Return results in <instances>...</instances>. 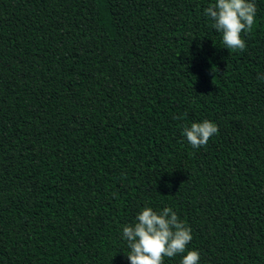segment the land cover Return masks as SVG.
I'll return each instance as SVG.
<instances>
[{
  "label": "trees",
  "instance_id": "1",
  "mask_svg": "<svg viewBox=\"0 0 264 264\" xmlns=\"http://www.w3.org/2000/svg\"><path fill=\"white\" fill-rule=\"evenodd\" d=\"M214 2L0 0V264H129L144 207L200 264H264V0L244 51Z\"/></svg>",
  "mask_w": 264,
  "mask_h": 264
},
{
  "label": "clouds",
  "instance_id": "2",
  "mask_svg": "<svg viewBox=\"0 0 264 264\" xmlns=\"http://www.w3.org/2000/svg\"><path fill=\"white\" fill-rule=\"evenodd\" d=\"M204 14L213 21L211 26L222 34V43L227 49L246 50L242 33L249 34L256 22L254 0H215ZM258 79L264 80V75H258ZM218 130V125L205 119L185 126L182 135L192 148L198 149L206 146ZM122 238L130 249L126 255L129 264H164L165 257L181 254H184L181 264H200V253L187 249L193 239L191 227L171 207H164L162 211L144 207L134 225L123 227Z\"/></svg>",
  "mask_w": 264,
  "mask_h": 264
}]
</instances>
